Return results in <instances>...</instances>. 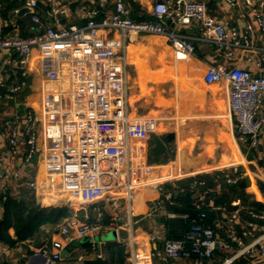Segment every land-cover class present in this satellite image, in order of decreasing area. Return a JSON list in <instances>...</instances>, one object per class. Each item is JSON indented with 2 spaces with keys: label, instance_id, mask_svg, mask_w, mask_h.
I'll use <instances>...</instances> for the list:
<instances>
[{
  "label": "crops",
  "instance_id": "0c3cea01",
  "mask_svg": "<svg viewBox=\"0 0 264 264\" xmlns=\"http://www.w3.org/2000/svg\"><path fill=\"white\" fill-rule=\"evenodd\" d=\"M9 1H0V37L14 32L29 36L42 33L47 28L46 19L41 24L34 25L29 10L19 16V12L25 9L21 0H17L16 9L9 18L4 17L3 11ZM99 1H95L96 7L105 18L111 12L110 7H99ZM129 1L135 19L139 15L152 18L151 12L157 0ZM191 1L205 2L209 13L227 30H241L245 27L246 21L242 18V14L247 12L244 0H239L242 5L236 8L221 0ZM72 3L77 4L74 10L71 9L67 25L84 26L88 16L83 11L86 6H94L81 0H73ZM167 26L169 30H176L193 42L195 53H180L169 44L166 37L157 35H138L128 46L131 113L135 120L147 122L148 133L144 137L130 140L127 159L129 170L121 159H111L104 166L109 169L104 176L106 182L111 185L112 192L121 198L119 211L113 206L104 210V222L108 224V229L94 237L68 240L63 239L59 233L65 219L56 226L43 225L34 237L18 243L14 248L0 244L3 263L36 264L38 252L44 246L62 239L69 254L63 256L60 264L106 260L109 258L110 247L118 245L124 250L123 264H171L170 261L163 262L153 258L152 253L167 240L169 219L166 212H171L168 206L176 204L173 196L172 202H165L164 208L160 209L157 202L164 200V196L157 187L163 185L164 189H171L173 183L182 186L181 183L187 182L192 189L197 187L193 196L194 203L203 204L216 213L213 224L220 241L236 247L229 239L228 225L225 222L232 216L237 218L234 229L246 244L263 233L264 220L253 218L250 212L264 216V151H261L260 156L240 140L229 108V84L222 81L207 85L205 82L209 65L225 63L223 55L219 53L217 46L202 40L198 21L176 28L170 23ZM39 55V51L33 54L30 87L20 95L19 101L0 103V128L5 119L13 120L15 114H21L26 108H32L38 117L37 159L29 172H25L29 175V180L36 182V188L18 183L9 184L3 179L1 171L0 184L4 186L3 192L9 191L12 196L24 197L27 201L35 199L41 207H69L76 211L83 207V214L74 210L73 215L90 214L94 219V209L101 207V203L82 205L70 193H64L62 178L49 168L46 161L47 155L63 147L76 149L80 145H86V133L82 131L80 136L68 134L61 139H51L47 135V127L54 122L83 119L84 112L91 102L96 101L97 96L96 89L85 76L92 79L103 77L108 71L107 66L105 63H87V66L81 67L79 64L74 67L70 65L71 69L65 70L63 80L52 83L40 72ZM6 57L16 63L19 60V55L15 52ZM236 57L241 60L243 53L238 51ZM73 68L80 74L78 80L71 78L70 71ZM14 73L12 66H9L8 78L20 77V71L17 75ZM155 137L166 143V152L158 159L153 152ZM6 148L7 142L0 132V154ZM13 164L17 170L25 169L20 161ZM235 166L243 173L236 184L228 185L222 177L216 185L202 192L198 188L201 186H194L195 181H191L197 176L230 171ZM126 169L131 181L129 202L121 192L124 186L122 174ZM148 169L150 173L147 172ZM202 193H206L203 201L200 200ZM224 199L227 201L223 204ZM127 206L130 208L129 214L126 213ZM116 215L117 224L125 225L119 231L111 226ZM1 216L0 213V218ZM9 234L17 239L14 228L9 230ZM85 243L88 245L85 246ZM98 253L102 255L101 258L97 257ZM230 256L229 251L220 249L216 252L214 261L209 264H221ZM233 264H264V258L244 255Z\"/></svg>",
  "mask_w": 264,
  "mask_h": 264
},
{
  "label": "built area",
  "instance_id": "2783aa9c",
  "mask_svg": "<svg viewBox=\"0 0 264 264\" xmlns=\"http://www.w3.org/2000/svg\"><path fill=\"white\" fill-rule=\"evenodd\" d=\"M21 1L24 8L32 13L31 22L39 25L43 17L47 28L42 33L29 36L14 32L0 37V103L18 102L20 95L30 87L35 51L40 53V72L52 83L61 82L65 70L71 69L70 65L74 67L79 64L81 67L87 66V63H105L108 70L106 75L94 80L85 76L96 89L95 99L98 101L91 102L83 119L54 122L47 127V135L51 139H61L68 134L80 136L82 131L86 133V145L76 149L63 147L47 155L46 161L49 168L62 178L64 193H70L82 205L101 203V207L94 209V219L90 214H74L66 218L59 230L63 239H85L100 234L108 229V224L104 222V210L111 206L118 211L121 209L120 196L112 192L111 185L105 180V172L109 169L104 166L111 159H121L127 168L130 140L144 137L148 133L147 122L135 120L130 107L127 50L138 35L164 36L176 51L193 54V42L176 30H169L167 23L176 28L198 21L202 40L217 46L225 60L223 64L209 65L205 82L207 85L222 81L229 84V108L236 132L241 141L261 156V151H264V0L243 1L247 12L242 14L246 24L241 30H227L209 13L203 1L157 0L151 12L152 18L139 15L135 19L129 0H100L99 7H110L111 10L105 18L96 7V0H81L94 6L85 7L83 12L88 20L84 26L67 25L73 0ZM221 1L232 8L242 5L239 0ZM238 51L243 53L241 60L236 57ZM12 52L19 55L17 63L6 57ZM9 66H12L15 75L20 71L22 79L15 78L9 83ZM70 74L73 80L80 78L74 68ZM0 132L7 142L6 150L0 154L3 179L9 184L18 183L36 188V182L29 180V175L25 174L34 166L38 153L39 120L35 111L26 108L21 114H15L13 120L5 119ZM15 161H20L25 169L17 170L13 164ZM127 169L122 174L124 186L121 192L129 202L131 181ZM147 172L150 173V170ZM222 174L228 185L236 184L243 176L237 166ZM199 185H204V182H194V186ZM3 189L4 186L0 184V192ZM157 189L164 196V200L157 202L160 209L164 208L165 202H172L174 193L184 191L178 183H173L171 189H164L163 185ZM205 197L206 193H202L200 200L203 201ZM128 206L127 214L130 213ZM166 215L171 220L188 218L187 215L180 216L169 211ZM250 215L264 220V216L254 211ZM117 218L118 215L111 226L119 231L125 225L117 224ZM200 218L204 220L206 215L202 213ZM236 219V216H232L225 221L229 239L237 245L235 248L230 243L220 241L214 228L194 220L183 240H165L152 253V257L163 262L170 261L171 264L184 261L190 264H209L214 261L216 252L223 249L229 251L231 256L221 264H233L244 255L264 258V227L261 235L246 244L234 229ZM250 225L255 227L254 224ZM65 247L62 239L52 241L51 245L44 246L38 252L36 264H60ZM2 254L0 248V264H3ZM97 257L101 258L102 255L98 253Z\"/></svg>",
  "mask_w": 264,
  "mask_h": 264
},
{
  "label": "trees",
  "instance_id": "16d2710c",
  "mask_svg": "<svg viewBox=\"0 0 264 264\" xmlns=\"http://www.w3.org/2000/svg\"><path fill=\"white\" fill-rule=\"evenodd\" d=\"M16 3L17 0L9 1L3 11L4 17L9 18L11 13L16 9ZM42 20L44 21L45 18L42 17ZM16 78L22 79L21 77ZM14 80V78H10L8 81L11 83ZM222 176V173L217 172L211 175L197 176L191 181H203L204 185H201V187L198 188H200L202 192H205L206 188L213 187L217 184V181L222 180ZM181 184L184 187V191L173 194L176 204L168 206V209L180 216L187 215L188 218L168 220L169 233L167 240H183L194 220L214 228L213 222L216 219V213L203 204L194 203L193 196L195 194L194 191H197V187L192 189L187 182ZM226 201L227 200L224 199L222 203H225ZM77 209L78 210L76 211V209H71L69 207H41L37 204L35 199L27 201L24 197L17 198L12 196L9 191H2L0 192V213L2 214L0 218V244L8 246L9 248H14L18 243L34 237L43 225L56 226L64 219L72 216L75 212L78 214L84 213L83 207ZM202 213L206 215V219L204 220H201L200 218V214ZM11 228L16 230L17 239L10 236L9 230ZM84 245L87 246L88 243H85ZM108 257L109 258L106 260H87L83 262V264H123V248L119 245L116 247H110Z\"/></svg>",
  "mask_w": 264,
  "mask_h": 264
},
{
  "label": "water",
  "instance_id": "95a60500",
  "mask_svg": "<svg viewBox=\"0 0 264 264\" xmlns=\"http://www.w3.org/2000/svg\"><path fill=\"white\" fill-rule=\"evenodd\" d=\"M77 3H73L71 5V9L74 10L75 9V6H76ZM29 9L25 8V9H22L20 12H19V16H21L22 14H24L25 12H27ZM153 152L155 153L156 155V158L158 159L161 155L165 154L166 152V143L163 139L159 138V137H155L154 138V149H153ZM69 254V251L68 250H64L62 255L64 257L68 256ZM3 264H9L8 262L4 261Z\"/></svg>",
  "mask_w": 264,
  "mask_h": 264
},
{
  "label": "bare ground",
  "instance_id": "6f19581e",
  "mask_svg": "<svg viewBox=\"0 0 264 264\" xmlns=\"http://www.w3.org/2000/svg\"><path fill=\"white\" fill-rule=\"evenodd\" d=\"M117 160V159H116ZM116 162V161H115ZM117 166V165H116Z\"/></svg>",
  "mask_w": 264,
  "mask_h": 264
}]
</instances>
